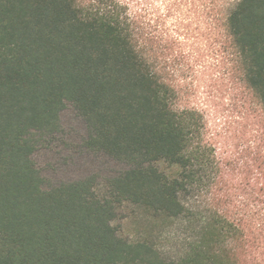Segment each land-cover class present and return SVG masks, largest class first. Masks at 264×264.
Listing matches in <instances>:
<instances>
[{
    "label": "trees",
    "instance_id": "obj_1",
    "mask_svg": "<svg viewBox=\"0 0 264 264\" xmlns=\"http://www.w3.org/2000/svg\"><path fill=\"white\" fill-rule=\"evenodd\" d=\"M173 2L182 21L197 15L200 36L217 34L264 108V0ZM152 5L0 0V264H169L153 242L119 233L127 204L192 228L176 264H264V185L250 208L224 210L203 114L181 104L175 78L186 35H171ZM68 105L85 124L83 147L122 166L102 189L93 173L47 185L34 161Z\"/></svg>",
    "mask_w": 264,
    "mask_h": 264
},
{
    "label": "rangeland",
    "instance_id": "obj_2",
    "mask_svg": "<svg viewBox=\"0 0 264 264\" xmlns=\"http://www.w3.org/2000/svg\"><path fill=\"white\" fill-rule=\"evenodd\" d=\"M173 1L149 0L153 2L152 8H159L160 14H169L162 22L171 35L175 32L186 35L180 37L184 50L176 54L174 64L181 104L196 107L203 114L206 137L215 149L223 171V186H226L225 193L219 195L223 200H230L224 210L235 212V208H240L242 211L252 204L253 187L264 185V108L237 81L231 56L218 51L221 47L215 42L217 34L213 32L207 39L200 36L203 33L197 15H193L194 22L182 21ZM167 5L172 6L169 11ZM154 14L157 16L158 12ZM61 123L62 131L33 155L46 184L93 173L98 175L102 189L105 177L120 170L121 164L83 147L86 127L71 105L61 112ZM201 199L195 197L197 202ZM183 220H152V215L142 207L127 204L119 211L115 225L128 240L146 241L151 245L153 242L166 262L176 264L186 250L187 238L193 234Z\"/></svg>",
    "mask_w": 264,
    "mask_h": 264
}]
</instances>
